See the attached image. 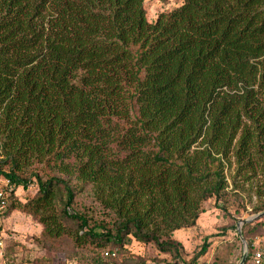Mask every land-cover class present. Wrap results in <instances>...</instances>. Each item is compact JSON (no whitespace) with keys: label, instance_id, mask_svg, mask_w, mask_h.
Instances as JSON below:
<instances>
[{"label":"trees","instance_id":"1","mask_svg":"<svg viewBox=\"0 0 264 264\" xmlns=\"http://www.w3.org/2000/svg\"><path fill=\"white\" fill-rule=\"evenodd\" d=\"M230 157L264 165V0L150 20L143 0H0V213H28L52 245L110 259L133 239L176 259L171 232L226 193ZM82 187L111 220L72 208Z\"/></svg>","mask_w":264,"mask_h":264},{"label":"rangeland","instance_id":"2","mask_svg":"<svg viewBox=\"0 0 264 264\" xmlns=\"http://www.w3.org/2000/svg\"><path fill=\"white\" fill-rule=\"evenodd\" d=\"M180 3L181 0H143L148 20ZM229 159L226 193L219 201L210 197L201 202L195 223L180 228L177 237L172 236L181 244L179 258L174 259L168 252H159L151 242L141 243L133 239L122 247L124 251L120 256L111 255L110 259L104 256L108 247L99 251L90 245L74 247L67 241L52 245L42 239L40 223L28 213L13 208L6 215L0 213V264H100L95 258H100L103 264H111L114 258L116 262L123 257L122 264H237L243 244L250 245L254 238L264 240V210H260L264 202V165L257 166L254 171L245 168L236 172L233 158ZM35 188L33 183L27 188H15L14 193L23 201L32 196ZM72 206L93 219L111 220L113 217L83 187L74 195ZM244 219L249 220L240 223ZM203 241L206 242L204 253L191 261ZM70 249L76 253L72 255Z\"/></svg>","mask_w":264,"mask_h":264},{"label":"built area","instance_id":"3","mask_svg":"<svg viewBox=\"0 0 264 264\" xmlns=\"http://www.w3.org/2000/svg\"><path fill=\"white\" fill-rule=\"evenodd\" d=\"M0 183L1 185L6 187L5 189L0 188V212H1L5 208L4 200L8 196V192L11 191L12 186L11 184H9L8 180L0 179ZM1 240L2 239L0 233V245H2ZM250 246L252 248V251L250 252L249 256L246 259L248 249H247V245L243 244V250L241 255L243 256V261L241 264H264V240L254 238L253 241L250 242Z\"/></svg>","mask_w":264,"mask_h":264},{"label":"crops","instance_id":"4","mask_svg":"<svg viewBox=\"0 0 264 264\" xmlns=\"http://www.w3.org/2000/svg\"><path fill=\"white\" fill-rule=\"evenodd\" d=\"M180 228L179 229H175L171 232V237H177V235L179 234Z\"/></svg>","mask_w":264,"mask_h":264},{"label":"water","instance_id":"5","mask_svg":"<svg viewBox=\"0 0 264 264\" xmlns=\"http://www.w3.org/2000/svg\"><path fill=\"white\" fill-rule=\"evenodd\" d=\"M257 215H260V214H257ZM246 220H249V219H244V220H241L240 223H243L244 221ZM238 231H239V226L237 227ZM243 261V256H241L240 260H239V263L238 264H241Z\"/></svg>","mask_w":264,"mask_h":264}]
</instances>
